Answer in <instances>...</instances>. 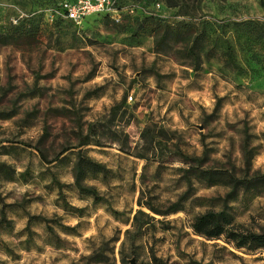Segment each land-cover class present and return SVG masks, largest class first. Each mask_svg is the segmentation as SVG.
Returning <instances> with one entry per match:
<instances>
[{"label": "rangeland", "instance_id": "374dc122", "mask_svg": "<svg viewBox=\"0 0 264 264\" xmlns=\"http://www.w3.org/2000/svg\"><path fill=\"white\" fill-rule=\"evenodd\" d=\"M62 1L0 0V37L21 24L34 34L0 38V164L12 171L0 173V264H264V252L190 228L229 191L195 170L264 174V0H118L119 23L80 24L51 18ZM145 16L203 29L198 57L173 38L156 47L138 29ZM78 150L109 170L83 181L106 202L75 188ZM186 193L177 213L147 208ZM227 205L235 223L264 231V188Z\"/></svg>", "mask_w": 264, "mask_h": 264}, {"label": "trees", "instance_id": "16d2710c", "mask_svg": "<svg viewBox=\"0 0 264 264\" xmlns=\"http://www.w3.org/2000/svg\"><path fill=\"white\" fill-rule=\"evenodd\" d=\"M102 18L110 19L108 16H102ZM111 20V19H110ZM112 21V20H111ZM114 23V21H112ZM138 29L141 32L148 34L156 39V47L159 44H164L169 38H173L175 42H182L189 44L187 53L191 56L198 57V54L202 50V40L205 37L203 29L196 33V29L193 24L178 22L174 25L166 23L163 19L157 16H145L137 22ZM196 33V34H195ZM195 34V35H193ZM33 29L27 28L22 24L15 29V32L7 35L3 42L6 43H26L29 44L32 41ZM257 38H264V35L257 31ZM227 64L234 66L233 59L229 53L225 54ZM89 145V142L82 137V141L79 146ZM68 149H64L61 155ZM60 155V156H61ZM45 164H50L46 161V158L41 155ZM0 173L6 175L12 173L10 168L4 164H0ZM109 173V170L103 165L94 162L84 152L78 150L76 152V159L72 167L73 184L80 194H84L92 199L94 203L106 202L102 197L98 195L96 189L92 187H86L83 185V181L88 177L101 176L105 178ZM198 179L204 181L207 186H213L222 184L227 186L229 191L226 193L224 199H222V208L218 211L207 210L199 213L193 217L190 223V228L194 235L202 237L207 240L223 239L226 243L230 244L234 249L246 250L249 252L259 251L264 252V231L256 232L244 228L242 225L235 223L233 216L229 212L227 202H231L236 199L239 192H248L264 188V174L255 175L251 178L238 179L228 172L217 170H195ZM52 184L56 186L58 196L64 205V208L72 209L65 201V196L62 193L63 186L56 178L52 177ZM189 198V194L186 193L181 196L175 203L171 204L166 211H159L152 206L147 205L148 210L156 215H167L177 213L183 210V202ZM112 214H116L112 210ZM31 219V218H30ZM1 220L5 221V215L1 211ZM46 223L50 221H45ZM51 232V227H47ZM127 264V263H122ZM147 264H162L159 259L152 256L151 262Z\"/></svg>", "mask_w": 264, "mask_h": 264}, {"label": "built area", "instance_id": "2783aa9c", "mask_svg": "<svg viewBox=\"0 0 264 264\" xmlns=\"http://www.w3.org/2000/svg\"><path fill=\"white\" fill-rule=\"evenodd\" d=\"M126 12L118 5V0H63L50 9L52 19H62L74 24H80L92 16H108L119 23Z\"/></svg>", "mask_w": 264, "mask_h": 264}]
</instances>
